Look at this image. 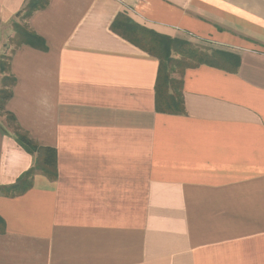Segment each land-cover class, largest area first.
Segmentation results:
<instances>
[{
  "label": "crops",
  "instance_id": "obj_1",
  "mask_svg": "<svg viewBox=\"0 0 264 264\" xmlns=\"http://www.w3.org/2000/svg\"><path fill=\"white\" fill-rule=\"evenodd\" d=\"M26 2L0 0V55L13 23L47 49L10 54L5 109L57 177L0 195V264H264V0H49L24 19ZM118 14L238 68L175 67L183 113L156 112L158 60L110 31ZM32 163L0 115V187Z\"/></svg>",
  "mask_w": 264,
  "mask_h": 264
},
{
  "label": "trees",
  "instance_id": "obj_2",
  "mask_svg": "<svg viewBox=\"0 0 264 264\" xmlns=\"http://www.w3.org/2000/svg\"><path fill=\"white\" fill-rule=\"evenodd\" d=\"M49 0H27L21 13L24 19L33 13L45 9ZM19 14V13H18ZM110 31L121 37L142 52L158 60V70L154 86V109L156 112L179 115L183 113L181 97V81L172 78L175 67H196L207 65L214 68L235 72L239 65L237 56L220 51L205 52L192 47L190 44L157 34L148 30L128 18L118 14L110 24ZM13 37L9 43L12 45L10 54L21 45L33 49L46 51L44 40L30 30L26 25L13 23ZM10 54L0 55V115L4 116L7 125L21 148L33 157L32 166L24 172L17 181L8 187H0V195L13 196L22 194L31 187L32 178L42 175L49 181L57 177L56 151L52 147L38 145L28 134L21 129L12 113L6 111L5 106L12 97V88L15 78L10 72ZM177 56L178 58H175ZM4 231V223L0 219V233Z\"/></svg>",
  "mask_w": 264,
  "mask_h": 264
},
{
  "label": "rangeland",
  "instance_id": "obj_3",
  "mask_svg": "<svg viewBox=\"0 0 264 264\" xmlns=\"http://www.w3.org/2000/svg\"><path fill=\"white\" fill-rule=\"evenodd\" d=\"M7 45H8V49H6V55H9L10 54V50L11 48L13 47L12 45H10V43L7 42ZM9 127V125H8ZM11 129V128H10Z\"/></svg>",
  "mask_w": 264,
  "mask_h": 264
}]
</instances>
